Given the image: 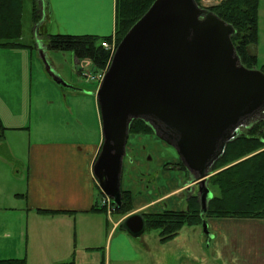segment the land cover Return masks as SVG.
<instances>
[{
	"label": "water",
	"instance_id": "water-1",
	"mask_svg": "<svg viewBox=\"0 0 264 264\" xmlns=\"http://www.w3.org/2000/svg\"><path fill=\"white\" fill-rule=\"evenodd\" d=\"M234 32L196 0H154L120 39L95 93L102 144L92 167L114 207L121 204L129 125L142 119L176 149L191 178L186 185L198 184L206 212L212 165L243 127L264 117V73L242 64ZM120 226L138 236L144 217L130 213Z\"/></svg>",
	"mask_w": 264,
	"mask_h": 264
},
{
	"label": "crops",
	"instance_id": "crops-1",
	"mask_svg": "<svg viewBox=\"0 0 264 264\" xmlns=\"http://www.w3.org/2000/svg\"><path fill=\"white\" fill-rule=\"evenodd\" d=\"M37 1L39 7L44 4L47 6L48 31L52 34L103 36L114 33L116 0ZM32 21L35 34L30 40L23 41L21 35L22 45L0 46V122L6 128L0 141V259L19 257L24 236L27 234L28 237L31 224L35 234L38 230L34 225L36 221L45 225L49 220L63 219L66 226L71 223L75 225L74 237L67 231L62 233L64 239L61 247L57 245L47 251L38 243L45 246L49 243L35 241L33 247L32 240L29 242L27 239L25 245L30 249L26 251L27 257L31 254L28 260L33 264H75L74 250L77 251L81 235L78 230L80 223L86 225L87 241L94 242L88 243L87 248H102V264L142 260L143 255L133 246L130 234L120 226L121 217L111 225L107 210L94 208L99 190L92 167L102 144L101 118L95 98L92 96L83 107L69 103L64 106L67 112L73 111L79 116L76 130L78 138L71 139H32V108L27 112L21 111L14 102L17 100L12 91L15 84L20 88L21 82H24L32 95V65L29 66L28 75L25 72L23 75L22 68L11 71L3 62L21 58L23 52L29 53V58L33 60L35 48L42 56L40 48L44 38L38 34L36 26L40 20ZM71 89L73 97L82 95L80 98L84 99L86 95L90 96L74 85ZM80 110L82 115L79 114ZM22 174L25 185L21 188ZM184 186L176 187L171 192H182ZM135 199L133 197V202ZM154 202H145L137 210L150 209ZM36 216L40 219L33 218ZM230 219H236L237 222L257 220Z\"/></svg>",
	"mask_w": 264,
	"mask_h": 264
},
{
	"label": "rangeland",
	"instance_id": "rangeland-1",
	"mask_svg": "<svg viewBox=\"0 0 264 264\" xmlns=\"http://www.w3.org/2000/svg\"><path fill=\"white\" fill-rule=\"evenodd\" d=\"M31 1L23 0V41L30 40L35 34L30 17ZM218 1L198 0L196 2L199 6L208 8ZM257 13V41L252 47L256 62L253 68L262 71L264 65V0H258ZM41 44L42 56L35 48L33 60L29 58V53L23 52L22 57H18L20 60L16 57L3 62L6 67H10L11 71L22 68L23 75L24 72L28 75L29 66L32 65V95H30L31 90L29 94L24 82H21L20 88L15 84L12 91L16 94L17 100L15 99L14 102L21 111L27 112L32 108V139L78 138L76 136L79 134L76 130H78L77 118L79 116L73 111L67 112L64 106L67 103L86 106L92 96L97 102L95 93L99 83L88 76L96 75L102 70L96 72L89 60H82L78 63L71 50L47 48L44 39ZM27 52H30L29 49ZM59 80L65 85L59 83ZM72 85L79 88L82 93H89L90 96L86 95L84 99L80 98L82 95L73 97ZM79 114L82 115L83 112L80 110ZM248 126L250 123L246 125ZM178 161L179 156L176 149L154 133L129 135L122 162L121 188L130 190L132 197L136 199L127 214L146 211L148 208L139 211L137 208L149 201H155V204L148 210H186L188 208L187 198L192 194L197 195L198 187L197 183L186 185L191 178L184 169H179V166L169 167ZM24 185L25 179L22 174L21 188ZM181 185H185L182 192H171ZM98 200L100 201L99 195ZM108 216L112 225L117 218L121 217L123 220L126 215L108 212ZM33 218L40 219L37 216ZM235 220L203 216V219L197 223L183 224L174 239L170 240H161L159 228L145 225L140 235H130L133 246L143 255V259L125 264H264V219L243 222ZM204 224L207 225L206 231ZM34 225L38 227L36 233L33 234L31 224L28 237L27 234L24 236L22 252L19 257H12L23 258L26 264H33L28 260L31 254L27 257L26 251L30 250L26 246L27 239L29 242L32 240V245L35 241L49 243L47 246L41 242L38 243L47 251L57 245L61 247L64 239L62 233L67 231L70 236L74 237L76 232L75 225L71 223L66 226L63 219L49 220L45 225L36 221ZM78 230L81 235L77 251L74 250L75 264H102V248H87L88 243L94 242H88L86 239L85 223H80Z\"/></svg>",
	"mask_w": 264,
	"mask_h": 264
},
{
	"label": "trees",
	"instance_id": "trees-1",
	"mask_svg": "<svg viewBox=\"0 0 264 264\" xmlns=\"http://www.w3.org/2000/svg\"><path fill=\"white\" fill-rule=\"evenodd\" d=\"M154 0H116L115 28L112 35H73L67 33L52 34L48 31L46 4L40 5L32 0L31 21H39L37 32L45 40V46L56 50H71L76 61L89 60L97 72L107 67L110 51L101 42L111 40L114 36L116 45L142 16ZM198 2V0H196ZM23 0H0V46L13 47L22 45L20 36L23 32L22 10ZM224 21L234 27L231 35L235 50L245 67L253 68L256 55L252 47L257 41L258 32V0H219L208 6ZM264 73V65L262 67ZM245 130H242V129ZM239 135L227 142L221 156L212 165L213 174L208 178V186L214 192L208 201L204 214L196 194L187 198L188 208L157 209L142 213L146 226L160 229V239H172L185 223H197L203 216L215 218H247L264 219V118L252 121L250 126L243 127ZM6 128L0 122V141ZM154 131L142 119H133L129 125L130 134H143ZM185 166L179 160L169 167ZM167 167V168H169ZM98 195L102 192L98 187ZM133 197L130 190L121 188V204L112 212L126 215L132 209ZM97 210H104L98 202ZM39 211H47L41 210ZM0 264H26L25 260L0 259Z\"/></svg>",
	"mask_w": 264,
	"mask_h": 264
},
{
	"label": "built area",
	"instance_id": "built-area-1",
	"mask_svg": "<svg viewBox=\"0 0 264 264\" xmlns=\"http://www.w3.org/2000/svg\"><path fill=\"white\" fill-rule=\"evenodd\" d=\"M101 45L105 49L109 50L110 51V56H112V54H113V52H114V50L116 48V42H115L114 36H112L111 40H103L101 42ZM106 68L103 69L101 72L96 73V75H91V76H88V77H90L91 80H96L100 84V82H101V80L103 78V75L105 73ZM99 203H100V205L102 207H104L107 210V212H110V213L115 208L114 204L112 202V199L109 196L105 195L104 193L101 194Z\"/></svg>",
	"mask_w": 264,
	"mask_h": 264
},
{
	"label": "flooded vegetation",
	"instance_id": "flooded-vegetation-1",
	"mask_svg": "<svg viewBox=\"0 0 264 264\" xmlns=\"http://www.w3.org/2000/svg\"><path fill=\"white\" fill-rule=\"evenodd\" d=\"M180 160V159H179ZM187 175H189V173H187ZM197 187H198V184H197ZM197 193H198V190H197ZM138 213H140V212H138ZM142 214V213H141Z\"/></svg>",
	"mask_w": 264,
	"mask_h": 264
}]
</instances>
